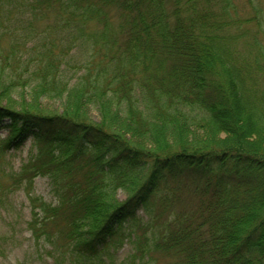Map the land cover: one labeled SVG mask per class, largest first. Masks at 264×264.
<instances>
[{
    "label": "trees",
    "instance_id": "trees-1",
    "mask_svg": "<svg viewBox=\"0 0 264 264\" xmlns=\"http://www.w3.org/2000/svg\"><path fill=\"white\" fill-rule=\"evenodd\" d=\"M249 6L0 0V128L37 149L0 192L28 191L51 264H264V7ZM39 177L54 202L31 196Z\"/></svg>",
    "mask_w": 264,
    "mask_h": 264
},
{
    "label": "rangeland",
    "instance_id": "rangeland-1",
    "mask_svg": "<svg viewBox=\"0 0 264 264\" xmlns=\"http://www.w3.org/2000/svg\"><path fill=\"white\" fill-rule=\"evenodd\" d=\"M239 16L244 19L249 18L250 6L249 0H233ZM260 6L264 7V0H255ZM248 27V26H247ZM5 105V103H3ZM59 102L44 101L42 109L48 113H60ZM93 118H98V113L94 110L91 113ZM13 130L8 124L0 128V146L12 140L13 143L6 153L5 158H0V170L6 169L8 173H19L30 158L36 154V145L33 139H28L23 145L16 147V141L13 140ZM14 141V142H13ZM16 142V143H15ZM2 168V169H1ZM9 173L5 175L0 172V184L12 185ZM8 177V178H7ZM9 180V181H8ZM118 200L123 202L128 194L124 191L119 192ZM31 196L41 197L46 202H54L51 194L49 181L47 178L39 177L34 184L33 194ZM32 219V207L25 189L15 186L14 192L8 199L0 192V264H51L53 258L48 256L45 250L35 246L31 239L28 224ZM133 245L125 239L123 247L118 252V259L124 260L132 253ZM41 250V251H40ZM159 264H173V259L162 257L158 259Z\"/></svg>",
    "mask_w": 264,
    "mask_h": 264
}]
</instances>
